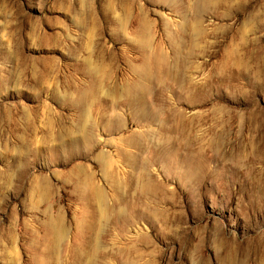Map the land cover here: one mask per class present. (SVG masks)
Wrapping results in <instances>:
<instances>
[{
  "label": "rangeland",
  "instance_id": "rangeland-1",
  "mask_svg": "<svg viewBox=\"0 0 264 264\" xmlns=\"http://www.w3.org/2000/svg\"><path fill=\"white\" fill-rule=\"evenodd\" d=\"M0 264H264V0H0Z\"/></svg>",
  "mask_w": 264,
  "mask_h": 264
}]
</instances>
